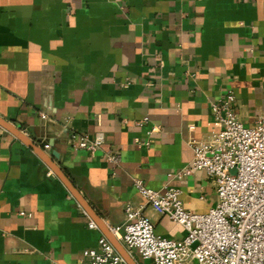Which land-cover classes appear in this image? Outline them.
<instances>
[{
    "label": "crops",
    "instance_id": "obj_1",
    "mask_svg": "<svg viewBox=\"0 0 264 264\" xmlns=\"http://www.w3.org/2000/svg\"><path fill=\"white\" fill-rule=\"evenodd\" d=\"M228 93L245 127L264 117V0H0V118L52 158L110 231L131 204L157 235L185 236L144 205L133 180L179 190L187 211L215 206L205 172L169 176L192 160V142L219 131L212 105ZM98 133L93 155L74 148L72 134ZM89 222L48 166L0 127V264H81L103 236Z\"/></svg>",
    "mask_w": 264,
    "mask_h": 264
},
{
    "label": "built area",
    "instance_id": "obj_2",
    "mask_svg": "<svg viewBox=\"0 0 264 264\" xmlns=\"http://www.w3.org/2000/svg\"><path fill=\"white\" fill-rule=\"evenodd\" d=\"M233 103L234 96L228 93L212 105L219 131L192 142V160L169 176L182 179L193 172H205L215 183V206L204 214L187 211L182 207L179 190L166 187L154 191L142 181L133 180L144 205L181 226L185 236L173 240L157 235L143 207L127 204L125 224L111 232L130 256L136 254L147 264H264V117L255 126L245 127ZM71 140L75 149L92 155L104 144L101 133L93 139L72 134ZM134 143L150 146L139 139ZM119 160L118 154H106L110 164L117 166ZM88 228L96 229V225L89 222ZM81 264L126 263L101 236L96 248L83 252Z\"/></svg>",
    "mask_w": 264,
    "mask_h": 264
},
{
    "label": "water",
    "instance_id": "obj_3",
    "mask_svg": "<svg viewBox=\"0 0 264 264\" xmlns=\"http://www.w3.org/2000/svg\"><path fill=\"white\" fill-rule=\"evenodd\" d=\"M0 127H2L7 132L11 133L14 137H16L20 142H22L25 146L30 148L47 166L48 168L57 176V178L63 183L68 192L72 195V197L77 201L80 207L85 211V213L90 217V219L95 223L98 229L101 231L103 236L109 241V243L113 246L116 252L121 256V258L125 261L126 264H137L130 255L126 252L123 246L116 240L113 236L112 232L103 224V222L94 214V212L89 208V206L83 201V199L79 196L76 190L73 188L71 183L67 180L64 174L60 171V169L52 162V158L47 155L41 148L34 145V143L23 134L18 128L12 125L5 120L0 118ZM56 154H52V157Z\"/></svg>",
    "mask_w": 264,
    "mask_h": 264
},
{
    "label": "rangeland",
    "instance_id": "obj_4",
    "mask_svg": "<svg viewBox=\"0 0 264 264\" xmlns=\"http://www.w3.org/2000/svg\"><path fill=\"white\" fill-rule=\"evenodd\" d=\"M142 264H147V262H142Z\"/></svg>",
    "mask_w": 264,
    "mask_h": 264
}]
</instances>
